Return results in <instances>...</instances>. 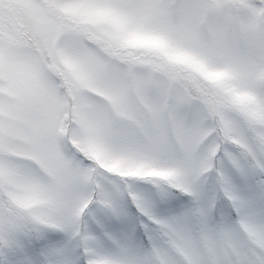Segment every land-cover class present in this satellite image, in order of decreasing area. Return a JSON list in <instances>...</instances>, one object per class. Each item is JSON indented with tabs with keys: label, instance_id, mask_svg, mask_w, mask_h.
I'll return each instance as SVG.
<instances>
[{
	"label": "snow or ice",
	"instance_id": "snow-or-ice-1",
	"mask_svg": "<svg viewBox=\"0 0 264 264\" xmlns=\"http://www.w3.org/2000/svg\"><path fill=\"white\" fill-rule=\"evenodd\" d=\"M0 264H264V0H0Z\"/></svg>",
	"mask_w": 264,
	"mask_h": 264
}]
</instances>
